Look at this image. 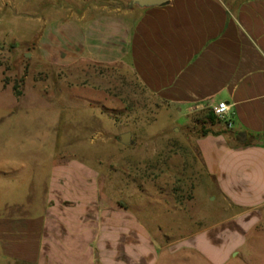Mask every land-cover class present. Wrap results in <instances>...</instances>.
<instances>
[{
	"label": "rangeland",
	"instance_id": "rangeland-1",
	"mask_svg": "<svg viewBox=\"0 0 264 264\" xmlns=\"http://www.w3.org/2000/svg\"><path fill=\"white\" fill-rule=\"evenodd\" d=\"M128 1L0 0V216L42 214L54 165L85 168L103 202L126 204L149 231L156 264H264V220L219 198L200 154L198 139L222 123L213 105L163 101L127 61L63 66L38 52L69 11ZM0 264L26 263L0 251Z\"/></svg>",
	"mask_w": 264,
	"mask_h": 264
},
{
	"label": "crops",
	"instance_id": "crops-1",
	"mask_svg": "<svg viewBox=\"0 0 264 264\" xmlns=\"http://www.w3.org/2000/svg\"><path fill=\"white\" fill-rule=\"evenodd\" d=\"M64 19L46 27L37 46L52 61H127L148 91L176 107L228 103L232 127L218 124L198 147L219 198L262 222L264 137L245 140L264 134V0L93 6ZM63 170L54 165L42 214L0 216L1 254L26 264H156L151 235L129 207L103 202L97 176L85 168Z\"/></svg>",
	"mask_w": 264,
	"mask_h": 264
},
{
	"label": "water",
	"instance_id": "water-1",
	"mask_svg": "<svg viewBox=\"0 0 264 264\" xmlns=\"http://www.w3.org/2000/svg\"><path fill=\"white\" fill-rule=\"evenodd\" d=\"M168 0H130L127 3V7H133L135 5L140 7H150L155 5H161L167 3ZM132 133L126 132L121 134V142L125 145H129L131 142Z\"/></svg>",
	"mask_w": 264,
	"mask_h": 264
},
{
	"label": "built area",
	"instance_id": "built-area-1",
	"mask_svg": "<svg viewBox=\"0 0 264 264\" xmlns=\"http://www.w3.org/2000/svg\"><path fill=\"white\" fill-rule=\"evenodd\" d=\"M228 110H229V106H228V103L225 101H222V102L213 106V111H214L215 115L222 122H224L227 127L230 128V127H232V121L229 119Z\"/></svg>",
	"mask_w": 264,
	"mask_h": 264
},
{
	"label": "trees",
	"instance_id": "trees-1",
	"mask_svg": "<svg viewBox=\"0 0 264 264\" xmlns=\"http://www.w3.org/2000/svg\"><path fill=\"white\" fill-rule=\"evenodd\" d=\"M215 116H216V115H213V114H212V117H213V118H215ZM218 119H219V118H218ZM209 133L217 134V131H205V132L203 133V136H204V135H207V134H209ZM263 137H264V134L261 135V136L249 135L248 138L245 140V142H246V143H252V142H254L256 139H258V138H263Z\"/></svg>",
	"mask_w": 264,
	"mask_h": 264
}]
</instances>
